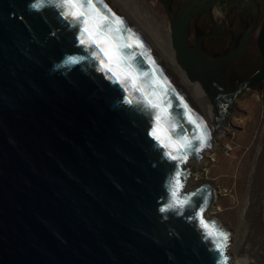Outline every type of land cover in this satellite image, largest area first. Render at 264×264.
<instances>
[{
  "label": "water",
  "instance_id": "obj_1",
  "mask_svg": "<svg viewBox=\"0 0 264 264\" xmlns=\"http://www.w3.org/2000/svg\"><path fill=\"white\" fill-rule=\"evenodd\" d=\"M160 2L178 64L209 100L214 130L223 127L239 91L264 78V17L256 35L260 65L226 88L220 65L243 47L250 27L234 50L208 54L204 35L190 44L187 29L213 0H182L177 14ZM59 3L0 0V264H224L225 249L222 255L215 247L223 241L200 223L209 184L180 192L191 198L183 209L161 211L172 201L176 172L184 180L183 164L206 144L193 100L109 0H102L105 11L123 24L105 28L117 44H133L122 49L132 77L123 83L101 70L95 46L80 43L82 25L65 18ZM70 57L78 62L66 64ZM158 111L162 125L174 127L173 140L191 143L173 152L187 156L182 163L151 134Z\"/></svg>",
  "mask_w": 264,
  "mask_h": 264
},
{
  "label": "rangeland",
  "instance_id": "obj_2",
  "mask_svg": "<svg viewBox=\"0 0 264 264\" xmlns=\"http://www.w3.org/2000/svg\"><path fill=\"white\" fill-rule=\"evenodd\" d=\"M115 1L120 4L129 20L131 16L134 17V24L139 26L137 28H140L141 33L161 47V38L145 24L144 11L153 15L169 42L168 14L160 0H140L139 11H135L137 15L131 12L129 1ZM221 2L213 0L210 5L211 18L214 23L220 22L229 29V50H234L242 37H235L236 32L233 31L238 24L236 18L239 14L234 3L224 5ZM172 13L177 14L176 9ZM240 29H244L243 33L246 31V27L241 26ZM189 31L188 38L192 42L196 33L191 29ZM255 32L256 29L253 30ZM161 50L164 52L163 48ZM225 52L227 50L211 54ZM255 53L258 56L256 50ZM172 63L175 70L191 83L174 53ZM258 64L260 60L255 65ZM242 74L241 71L239 75ZM207 101L204 99V103L212 108ZM223 130V134L209 137V146L205 144L197 160H187L189 173L181 181L183 187L180 192L186 194L203 183L209 184L212 198L203 211V218L225 230L228 237L225 248L227 264H264V78L259 84L239 91L233 101L229 123ZM225 143L230 145L226 153L223 151Z\"/></svg>",
  "mask_w": 264,
  "mask_h": 264
},
{
  "label": "snow or ice",
  "instance_id": "obj_3",
  "mask_svg": "<svg viewBox=\"0 0 264 264\" xmlns=\"http://www.w3.org/2000/svg\"><path fill=\"white\" fill-rule=\"evenodd\" d=\"M59 7L63 9L62 15L65 18L71 17L72 20L80 25H82L81 32V44H87L88 46H95L96 52L94 53L97 59H100L101 70H105L112 74V77H115L116 82L123 83L124 80H131L132 77L124 72L125 67H130V65H125L124 60L126 57L122 51L123 48H131L133 44L123 43L117 44L115 37L112 36L111 27L105 28V23L108 25L115 24L117 28L116 31H119L123 24L118 18L111 16L110 10L105 11L106 5L102 4V0H60ZM99 19V23L97 22ZM129 40H133V36L129 34ZM107 45V49L102 45ZM136 48H143V45L138 39L134 40ZM107 61V63H105ZM78 62V58H67L66 64H75ZM115 69H119L121 72H124L123 79L118 75ZM139 90V89H137ZM148 104L152 108L160 109L161 104L152 103L151 100L148 101ZM166 112L167 109H164ZM191 120V116H189ZM174 127L169 129L162 125L161 113L158 111L156 115V126L152 130V136L156 139L161 147L169 149L166 153L173 160H180L181 163L187 159V156L173 155V152H180V150L191 147V143L187 137H183L179 140L172 139V132H174ZM197 139L201 142V147L204 146V136H197ZM181 173L176 172L174 182L171 186V198L172 201L167 205L166 208H162L161 211H167L172 208L183 209L186 204L190 202V197L180 198V190L183 187V184L180 180ZM194 195V194H193ZM200 223L206 229V233L209 237L216 236L219 237L223 242H215L216 250L219 251L222 255L224 249L227 247L228 237L223 232H217L215 226L210 227L205 223L203 219V208L200 209ZM224 264H227V261H224Z\"/></svg>",
  "mask_w": 264,
  "mask_h": 264
},
{
  "label": "flooded vegetation",
  "instance_id": "obj_4",
  "mask_svg": "<svg viewBox=\"0 0 264 264\" xmlns=\"http://www.w3.org/2000/svg\"><path fill=\"white\" fill-rule=\"evenodd\" d=\"M166 6L170 8H176L178 3L181 0H164ZM257 7H255V10ZM211 6H205L201 8L197 13H195L188 25L187 33L190 34L189 29L193 30L195 37L190 44H193L196 37L204 35L201 39V47L206 53H221L225 50H229L230 40L228 39L229 29L222 25L220 22L214 23L211 18ZM258 11V10H257ZM178 13V9H176ZM264 12L260 15L258 13L255 16L247 19L238 17V24L234 27L236 32L235 37L243 35V30L240 29L250 27V31L247 35L246 41L243 47L231 58L225 59L220 65V70L226 88H230L233 85L239 83L242 79L252 73L260 64H257V60H260V53L256 45V35L259 30V27L263 21ZM258 26V27H257ZM256 29V32L253 33V30ZM189 39V38H188ZM228 45V46H227ZM227 46V47H226ZM226 47V48H224ZM256 48V49H255ZM255 50L258 52V56L255 53ZM258 58V59H257ZM243 72L242 75H239ZM261 81L256 82L252 86L259 84ZM238 95V94H237ZM232 109V107H231Z\"/></svg>",
  "mask_w": 264,
  "mask_h": 264
},
{
  "label": "bare ground",
  "instance_id": "obj_5",
  "mask_svg": "<svg viewBox=\"0 0 264 264\" xmlns=\"http://www.w3.org/2000/svg\"><path fill=\"white\" fill-rule=\"evenodd\" d=\"M109 1L112 4L114 3L113 6L117 9V11L126 20L128 19L127 22L128 23L130 22L129 24L137 32V34L141 37L144 45L148 48V50L155 56V58L159 62H162L170 70V72L175 77L178 85L181 88H183L187 92V94L191 97V99L193 100V103L198 108L201 116L203 117L204 124H205V131H206V135H207L206 145L209 146V140H210L209 137L213 136L214 134H223L224 131H225V130H223V128L226 127L227 124L229 123V117H228L227 122L224 123L223 127H220L218 129H216L215 130L216 133H214V123L212 122V115H213L212 108L209 105L204 103V99L206 101L208 99H206L205 94H204L201 86L199 85V83L197 81L190 80L192 82L189 83L186 80V78L183 77L182 74L179 71L175 70V67L173 66V63H172L173 53H172V50L169 47V42L167 40L166 34L164 33L162 27L160 26V23L156 20V18L153 15H151V14L147 13L146 11H144L145 12V16H146L145 17L146 18V23L145 24H147V27L150 28V30L155 32L156 35L161 38V42L160 43L162 44V46L158 47L157 45H155L154 43L149 41V39L141 33L140 28H137L138 25L134 24V21H135L134 17L131 16L130 20H129V18L127 17L126 13L123 11V9L121 8L120 4L117 1H115V0H109ZM127 1H129L130 5L132 6L131 12L133 14L137 15L135 11H139L138 5H140V0H127ZM139 14H141V13L139 12ZM161 48L164 49V52L161 50ZM207 102H209V101H207ZM211 140H212V138H211ZM203 149H204V147H203ZM199 154H198L197 159L200 157ZM185 167L187 168V161L182 166V168H185ZM210 195H211V198H212V191L210 192Z\"/></svg>",
  "mask_w": 264,
  "mask_h": 264
},
{
  "label": "crops",
  "instance_id": "obj_6",
  "mask_svg": "<svg viewBox=\"0 0 264 264\" xmlns=\"http://www.w3.org/2000/svg\"><path fill=\"white\" fill-rule=\"evenodd\" d=\"M221 1H222L221 4L224 5L234 3L238 11L239 18L247 19V18H251L252 16L254 17L256 13L260 15L261 13L264 12V0H221ZM255 7H257L256 10ZM236 19H238V16Z\"/></svg>",
  "mask_w": 264,
  "mask_h": 264
},
{
  "label": "built area",
  "instance_id": "obj_7",
  "mask_svg": "<svg viewBox=\"0 0 264 264\" xmlns=\"http://www.w3.org/2000/svg\"><path fill=\"white\" fill-rule=\"evenodd\" d=\"M229 147H230V145L227 144V143H225V145L223 146V151H224V153H226V152L229 150ZM211 160H212V159H211Z\"/></svg>",
  "mask_w": 264,
  "mask_h": 264
}]
</instances>
